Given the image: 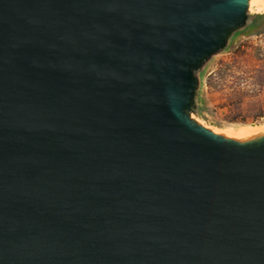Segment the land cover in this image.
<instances>
[{
  "label": "water",
  "instance_id": "water-1",
  "mask_svg": "<svg viewBox=\"0 0 264 264\" xmlns=\"http://www.w3.org/2000/svg\"><path fill=\"white\" fill-rule=\"evenodd\" d=\"M250 0H0V264H264V135L196 114Z\"/></svg>",
  "mask_w": 264,
  "mask_h": 264
},
{
  "label": "rangeland",
  "instance_id": "rangeland-1",
  "mask_svg": "<svg viewBox=\"0 0 264 264\" xmlns=\"http://www.w3.org/2000/svg\"><path fill=\"white\" fill-rule=\"evenodd\" d=\"M255 15L262 29L235 33L200 73L193 116L212 129L242 135L264 128V8L249 11L248 24Z\"/></svg>",
  "mask_w": 264,
  "mask_h": 264
},
{
  "label": "bare ground",
  "instance_id": "bare-ground-1",
  "mask_svg": "<svg viewBox=\"0 0 264 264\" xmlns=\"http://www.w3.org/2000/svg\"><path fill=\"white\" fill-rule=\"evenodd\" d=\"M256 7L264 8V0H250L249 1V11L253 12V10ZM204 126L206 128L211 129L213 132H215L217 134L223 135V136L228 137V138L237 139V140H247V139H250V138H253V137H256V136L264 135V128L261 131H252L253 130L252 129L249 132H246V133L240 135V134H232V133H229L227 131H218V130L212 129V128L206 126V125H204Z\"/></svg>",
  "mask_w": 264,
  "mask_h": 264
},
{
  "label": "trees",
  "instance_id": "trees-1",
  "mask_svg": "<svg viewBox=\"0 0 264 264\" xmlns=\"http://www.w3.org/2000/svg\"><path fill=\"white\" fill-rule=\"evenodd\" d=\"M259 18L261 17H258V15L253 17V20L248 24L249 32H259L262 29L263 23L259 20ZM196 114H198L197 111Z\"/></svg>",
  "mask_w": 264,
  "mask_h": 264
}]
</instances>
